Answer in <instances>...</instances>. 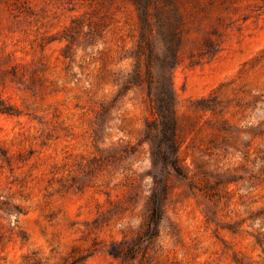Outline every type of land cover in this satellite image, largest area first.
<instances>
[{"label": "rangeland", "instance_id": "374dc122", "mask_svg": "<svg viewBox=\"0 0 264 264\" xmlns=\"http://www.w3.org/2000/svg\"><path fill=\"white\" fill-rule=\"evenodd\" d=\"M163 1L149 85L131 0H0V264H264V0Z\"/></svg>", "mask_w": 264, "mask_h": 264}, {"label": "trees", "instance_id": "16d2710c", "mask_svg": "<svg viewBox=\"0 0 264 264\" xmlns=\"http://www.w3.org/2000/svg\"><path fill=\"white\" fill-rule=\"evenodd\" d=\"M180 0H164L162 3L165 4H173V6H176ZM187 2H191V4L198 9H202L203 11L207 10V7L209 5H212L216 0H185ZM131 3L134 5L135 9H138V6L140 7V15L138 14L139 18V35L141 38V41L145 42V48L147 53V66H146V73L148 74V83L151 85V76L149 72V59L148 54L152 51V44L150 43V34L152 33V24L154 22H157L160 24V16L163 15L161 13L162 8H158V6L155 4L154 0H131ZM209 3V4H208ZM207 4V5H206ZM138 11V10H137ZM176 13L178 11L176 10ZM166 14V13H165ZM179 17V15H177ZM145 28L147 31H145ZM162 33V32H161ZM179 30L176 26V28H173L170 30V32L167 31L166 37H168L169 41V47H167L168 52L170 54V67H175L178 64V49H179V38H178ZM164 34V33H163ZM169 35V36H168ZM142 46V44H141ZM136 69L133 74L134 81L138 84L140 83L141 76L139 75L138 71V65L135 66ZM148 99L152 103V94L150 87L148 88ZM155 103L153 104V109L157 117L161 120L162 126H166V120L171 118L173 116V95L171 92L170 82L168 81L161 84L160 92L155 96ZM0 112L4 113H13V111L9 108H4L0 106ZM152 155V154H151ZM152 163H154V158L152 157Z\"/></svg>", "mask_w": 264, "mask_h": 264}]
</instances>
